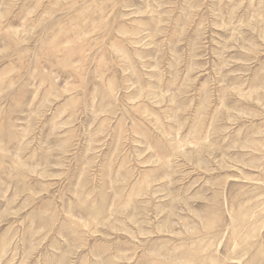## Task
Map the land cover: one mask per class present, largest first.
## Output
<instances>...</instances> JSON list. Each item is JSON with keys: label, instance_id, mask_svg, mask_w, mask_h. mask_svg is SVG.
I'll return each instance as SVG.
<instances>
[{"label": "rangeland", "instance_id": "obj_1", "mask_svg": "<svg viewBox=\"0 0 264 264\" xmlns=\"http://www.w3.org/2000/svg\"><path fill=\"white\" fill-rule=\"evenodd\" d=\"M0 264H264V0H0Z\"/></svg>", "mask_w": 264, "mask_h": 264}]
</instances>
